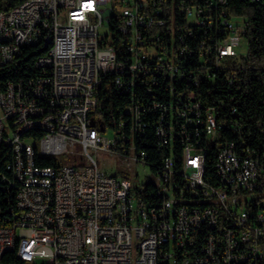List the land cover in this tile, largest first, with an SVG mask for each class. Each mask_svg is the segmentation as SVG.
Listing matches in <instances>:
<instances>
[{
    "label": "built area",
    "instance_id": "obj_1",
    "mask_svg": "<svg viewBox=\"0 0 264 264\" xmlns=\"http://www.w3.org/2000/svg\"><path fill=\"white\" fill-rule=\"evenodd\" d=\"M224 2L0 0V66L46 49L35 75L0 89V147L13 150L0 170V264H264V153L243 139L234 95L209 103L197 92L246 42L243 18L213 19ZM105 81L129 99L107 121ZM226 126L233 139L217 140ZM152 135L164 151L155 171ZM76 144L81 156L60 163ZM101 152L156 180L108 174Z\"/></svg>",
    "mask_w": 264,
    "mask_h": 264
},
{
    "label": "trees",
    "instance_id": "obj_2",
    "mask_svg": "<svg viewBox=\"0 0 264 264\" xmlns=\"http://www.w3.org/2000/svg\"><path fill=\"white\" fill-rule=\"evenodd\" d=\"M210 1L175 0V3L177 5L181 2L193 5H210L208 4ZM210 10L215 21H220L221 18L226 17L228 19L243 18L247 22L244 32L247 52L243 56H229L224 59V65L218 71L215 82L213 81L212 84L206 81L205 84H201V88L197 92H200L202 98L209 103L216 102L217 98L220 99L224 96L223 94L234 95L232 105L236 107V113L233 118L244 126L243 139L245 142L255 149L256 155L262 156L264 153V0H225L224 3H219L218 6H211ZM178 19L185 20L183 16ZM111 27L113 29V44L117 45L120 40V33L117 29L116 20L111 24ZM203 34V31H196V35L200 37ZM214 34L213 31L212 36H215ZM196 39L199 38L196 37ZM45 50L44 46L40 45L27 46L22 49L15 60L1 65L0 89L5 88L8 81L35 75L39 71L36 66L37 57ZM222 72L223 74L220 76ZM214 85L216 88L208 94L207 86ZM99 96V105L103 109L102 114L106 121L110 117L111 111L117 112V109L127 104L129 100L118 97L114 87L107 85L106 81L99 89ZM230 127L226 126L225 130L222 131L223 136L217 140L233 139L234 133L230 130ZM154 143L155 137L152 135L148 138V144L145 146L149 154L150 167L153 171L159 167L161 157L164 155V151L157 150ZM177 150L178 152L181 150L180 146H177ZM12 157L13 150L11 147L4 145L0 147V170L6 169V165L12 160ZM52 163L54 161L48 158L43 161L44 165ZM214 163L215 146H212L211 152L206 158V171L209 176L214 174ZM260 180L259 190L264 192V172ZM0 261L5 263L4 258Z\"/></svg>",
    "mask_w": 264,
    "mask_h": 264
},
{
    "label": "rangeland",
    "instance_id": "obj_3",
    "mask_svg": "<svg viewBox=\"0 0 264 264\" xmlns=\"http://www.w3.org/2000/svg\"><path fill=\"white\" fill-rule=\"evenodd\" d=\"M101 33L109 31L108 22L101 27ZM239 56L246 54L247 45L246 42L238 48ZM113 131L111 129L107 130V134L112 136ZM82 147L79 144L75 146V152L71 155L66 156L64 153L59 154L61 159L60 163L68 164L74 162L75 158L80 157ZM98 163L100 167L108 174H117L118 176H127L133 185H141L143 182H148L150 180H156V175L151 171L150 167L140 163L135 162L127 163L122 160L121 157L112 156L109 153L101 152L98 154Z\"/></svg>",
    "mask_w": 264,
    "mask_h": 264
},
{
    "label": "water",
    "instance_id": "obj_4",
    "mask_svg": "<svg viewBox=\"0 0 264 264\" xmlns=\"http://www.w3.org/2000/svg\"><path fill=\"white\" fill-rule=\"evenodd\" d=\"M92 124H93V125L95 124V121H94V120H92Z\"/></svg>",
    "mask_w": 264,
    "mask_h": 264
}]
</instances>
